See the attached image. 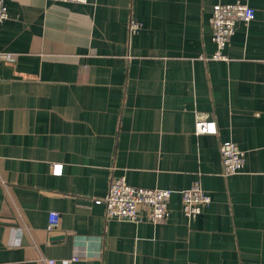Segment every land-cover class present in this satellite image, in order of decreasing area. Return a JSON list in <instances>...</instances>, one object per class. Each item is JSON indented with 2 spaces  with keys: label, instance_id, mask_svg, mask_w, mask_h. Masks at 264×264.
Returning a JSON list of instances; mask_svg holds the SVG:
<instances>
[{
  "label": "crops",
  "instance_id": "0c3cea01",
  "mask_svg": "<svg viewBox=\"0 0 264 264\" xmlns=\"http://www.w3.org/2000/svg\"><path fill=\"white\" fill-rule=\"evenodd\" d=\"M235 1L254 19L214 59L212 8ZM4 3L0 264H264V0ZM227 140L244 164L224 176ZM113 176L173 190L165 221L107 218ZM193 181L211 203L188 219Z\"/></svg>",
  "mask_w": 264,
  "mask_h": 264
},
{
  "label": "built area",
  "instance_id": "2783aa9c",
  "mask_svg": "<svg viewBox=\"0 0 264 264\" xmlns=\"http://www.w3.org/2000/svg\"><path fill=\"white\" fill-rule=\"evenodd\" d=\"M63 2L85 3L87 0H57ZM255 11L246 2L217 3L212 8L210 17L212 40L215 51L212 58L226 60L223 49L235 32L237 24L247 25L254 19ZM8 17L4 0H0V22ZM130 33H135L140 24L134 20L129 22ZM9 58V54H6ZM196 134H216L217 127L214 120L196 119L194 124ZM219 153L222 164V175L229 176L241 172L244 164V152L232 141H223L219 144ZM53 172H61L60 164H52ZM173 190L168 188H148L128 184L124 177L113 176L108 184L106 195L97 201L104 202L107 218L140 222L147 212L146 220L152 223L164 222L169 214L168 202ZM181 210L188 219L195 218L211 203L210 195L202 189L198 181H193L189 187L180 191ZM59 226V213L49 212L47 229L54 230ZM53 264L52 261H47Z\"/></svg>",
  "mask_w": 264,
  "mask_h": 264
}]
</instances>
